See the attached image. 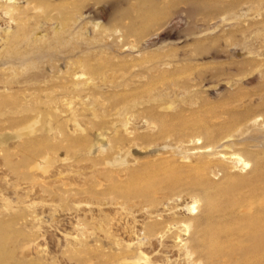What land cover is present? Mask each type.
I'll return each mask as SVG.
<instances>
[{"label":"rangeland","instance_id":"obj_1","mask_svg":"<svg viewBox=\"0 0 264 264\" xmlns=\"http://www.w3.org/2000/svg\"><path fill=\"white\" fill-rule=\"evenodd\" d=\"M263 194L264 0H0V264H264Z\"/></svg>","mask_w":264,"mask_h":264},{"label":"bare ground","instance_id":"obj_2","mask_svg":"<svg viewBox=\"0 0 264 264\" xmlns=\"http://www.w3.org/2000/svg\"><path fill=\"white\" fill-rule=\"evenodd\" d=\"M234 156V158H237V160H236V162L238 161L239 163H241L242 165H243V167H247L248 166V163L246 162L245 163V161H243V160H241L240 158H238V156H236V155H230V157L232 158ZM235 162V163H236ZM257 171V170H256ZM260 171V170H259ZM258 171V172H259ZM253 194V193H252ZM254 198V197H253ZM256 198V197H255ZM258 198V197H257ZM227 199V198H226ZM246 205L248 206V207H254V206H259V205H264V194L262 195V197L261 198H259V199H252V200H249V201H247L246 202ZM260 207V206H259ZM258 207V208H259ZM263 209V208H262ZM188 212H190V211H194V208L193 207H191V208H188ZM215 228V227H214ZM250 228V227H249ZM223 230V229H222Z\"/></svg>","mask_w":264,"mask_h":264}]
</instances>
